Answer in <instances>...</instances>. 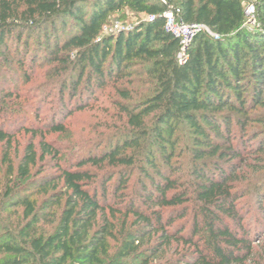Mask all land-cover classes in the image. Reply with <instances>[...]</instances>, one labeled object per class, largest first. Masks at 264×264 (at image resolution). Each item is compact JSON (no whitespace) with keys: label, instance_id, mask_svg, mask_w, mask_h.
Masks as SVG:
<instances>
[{"label":"trees","instance_id":"1","mask_svg":"<svg viewBox=\"0 0 264 264\" xmlns=\"http://www.w3.org/2000/svg\"><path fill=\"white\" fill-rule=\"evenodd\" d=\"M126 9L147 17L105 33L111 15ZM168 11L204 28L185 63L180 39L166 29ZM59 27L68 28L64 40ZM33 35L40 48L54 40L47 61L69 73L57 85L61 113L88 108L112 88L119 123L68 166L64 151L44 136L35 143L30 127L15 166L12 133L0 128L10 176L5 187L0 180V211L22 206L26 221L0 234V264H264L255 236L264 220H247L250 199L264 216V174L248 170L264 158V127L249 133L264 124V0H0V48L10 52L13 39L23 45L17 57L27 56ZM50 158L58 171L37 181L45 192L37 205L13 174L28 179ZM118 207L126 209L120 229Z\"/></svg>","mask_w":264,"mask_h":264},{"label":"rangeland","instance_id":"2","mask_svg":"<svg viewBox=\"0 0 264 264\" xmlns=\"http://www.w3.org/2000/svg\"><path fill=\"white\" fill-rule=\"evenodd\" d=\"M146 17L144 14L137 15L127 9L122 13L113 14L110 17V23L104 28L105 33L115 32L118 29L122 30L131 27V25L134 26ZM255 19L258 22L257 18ZM56 32L61 40L66 39L68 36V28L64 29L63 27H59ZM40 41H46L44 34L41 36ZM40 41H37L34 35L32 36L29 45L30 50L27 56L21 54L20 57H17L18 53H16L15 49L16 47H20L22 51L23 45L17 46L13 39L9 41L10 52H7L4 46L0 48V97H4L7 93L13 92V101L10 102V105L8 102L0 104V107L3 109L2 114H0V128L12 133V159L15 166L18 165L26 144L33 139L32 136L34 135L32 132L25 131L24 127H30L36 130L38 134L34 138L35 143H39L44 136L46 140L60 147L65 153L63 163L68 166L74 164L81 157V154L90 153L86 146L96 150V145L105 144L107 142L106 139L114 131H117L116 128L114 129V125L119 123L117 122L119 110L116 108L115 102L119 100V97L112 88H107L104 94L102 92L99 95L100 99L98 101L91 100L92 106L76 111L71 116L66 117L65 113L62 114L57 108V85L60 79H65L69 73L63 72L64 69H62V72L57 73V68L63 65L51 64L47 61V55L53 48L54 40L50 44L46 43L42 48H40ZM34 56L38 60L33 64L32 58ZM23 58H25L24 61H20ZM108 94H111V96H108ZM85 97H88V94ZM5 98L9 101L8 97L5 96ZM2 101L3 99L0 100V102ZM57 122H61L64 125L62 132L52 131V124ZM263 127L264 124L253 123L249 128V133L252 135L255 130ZM5 143L6 141L0 140V180L2 187L7 185V180L10 178L8 176L7 161L5 160L7 149ZM255 144L256 141H253L252 145ZM56 163L53 159H48L45 165L43 164L42 166V164H39V166L32 170L30 177L24 180L19 177L16 178L15 172L13 179L21 183V194L23 196H31L37 200V205L40 204L45 197V192L36 183L41 177L56 173L58 171ZM259 163L258 168H256L259 169L258 171H254L251 166H249L248 170L253 174L256 173L254 175L264 174V158L262 160L260 159ZM42 168L44 170L40 174V169ZM96 170L100 175L106 171L105 169ZM115 179L110 184L111 191L114 188ZM108 199L112 203L115 201L111 194L108 195ZM249 202L252 204H250L252 211L247 218L248 222H252L253 224L258 216L264 220L262 213H259L255 209L256 199H250ZM117 204V202L114 203V205ZM6 205H8V202H6ZM123 207H118L122 209L118 212V218L116 220L119 229L125 220L126 209ZM23 210V207L19 206L17 208H7L4 211H0V234L15 230L16 227L26 222L23 221ZM131 220L132 218L130 217L129 222ZM191 222L192 219L190 218L184 220V222L182 221L183 224H187L188 229L190 228ZM43 225L47 232H50L52 225L49 224V221L43 223ZM259 232V235L256 234L255 236L259 239L261 238L259 243V246H261L264 245V228L262 227ZM113 249L112 252L115 251V247Z\"/></svg>","mask_w":264,"mask_h":264},{"label":"built area","instance_id":"3","mask_svg":"<svg viewBox=\"0 0 264 264\" xmlns=\"http://www.w3.org/2000/svg\"><path fill=\"white\" fill-rule=\"evenodd\" d=\"M246 15L248 17V23L251 26H255L256 22V8L253 4L246 5ZM166 17V29L174 36L178 37L181 41L182 50L179 53V61L181 63L186 62V50L190 42L195 36L204 29L198 24H188L182 20H179L173 11L165 13ZM119 30V29H118Z\"/></svg>","mask_w":264,"mask_h":264}]
</instances>
